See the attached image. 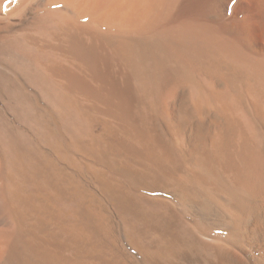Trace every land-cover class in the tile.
<instances>
[{"label": "bare ground", "instance_id": "obj_1", "mask_svg": "<svg viewBox=\"0 0 264 264\" xmlns=\"http://www.w3.org/2000/svg\"><path fill=\"white\" fill-rule=\"evenodd\" d=\"M0 264H264V0H0Z\"/></svg>", "mask_w": 264, "mask_h": 264}]
</instances>
